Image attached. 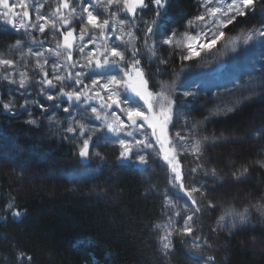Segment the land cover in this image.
I'll list each match as a JSON object with an SVG mask.
<instances>
[{"label":"snow or ice","instance_id":"obj_1","mask_svg":"<svg viewBox=\"0 0 264 264\" xmlns=\"http://www.w3.org/2000/svg\"><path fill=\"white\" fill-rule=\"evenodd\" d=\"M174 6V0H0V35L23 34L0 51V112L10 117L21 111L32 117V108L67 113L65 120L53 116L50 123L63 129L62 138L75 144L82 160L105 161L102 149L110 145L121 166L138 165L146 172L161 161L169 173V187L186 202L163 194V219L155 225L160 253L172 258L174 237H179L198 257L197 264H219L211 237L234 239L248 229L255 231L257 223H264V195L241 209L224 208L209 228V237L203 235V217L219 210L212 194L224 186L225 177L205 162L208 137L194 138L187 128L174 84L157 81L155 88L150 87L155 74L148 67L168 65L173 54L182 63L191 61L211 53L218 43H230L236 51L241 42L259 39L264 47V0H195V14L185 18L183 31L169 24L175 23ZM256 16L261 17L259 24L229 39L226 29ZM248 88L246 95L233 94L211 115L234 114L254 97L264 98V91H255L264 90V80ZM26 123L39 126L36 118ZM250 135L264 139V123ZM189 156L193 159L185 168L181 157ZM260 156L251 163L231 165V179L239 183L252 169L264 170V151ZM156 187L150 185L149 191ZM25 215L10 197L0 219L21 220ZM252 244L256 246L255 237ZM15 261L32 264L33 257L18 251Z\"/></svg>","mask_w":264,"mask_h":264},{"label":"trees","instance_id":"obj_2","mask_svg":"<svg viewBox=\"0 0 264 264\" xmlns=\"http://www.w3.org/2000/svg\"><path fill=\"white\" fill-rule=\"evenodd\" d=\"M174 5L171 15L175 18L174 25L181 29L185 18L189 17L190 3L189 0H174ZM252 20L249 18L246 23L238 22L230 31L235 26L250 24ZM169 24L173 22L170 20ZM14 36L0 35V51L14 40ZM245 56L243 60L241 55L237 57L245 64L243 73L254 74ZM175 63L169 62L166 66H174ZM153 68L155 66H149L148 70L156 72ZM256 76L257 82L264 80V75ZM248 90L239 89L245 94ZM237 93L235 90L229 94L228 100ZM253 102L258 105L264 102V98L258 95L245 104L251 105ZM204 105H195L194 112L203 110ZM254 112H246V117L215 122L211 131L237 133L234 135L235 142L242 145L233 148H236L235 151H245L246 143L251 140V131L243 129L248 122L258 118L253 115ZM22 122L20 116L10 117L0 112V151L4 156H10V159L12 154H16L7 142L13 144L14 139L24 140L21 150L24 159L17 163L16 170L9 169L10 160L0 157V212L10 197H15L16 205L26 210L21 220H14L11 216L6 221L0 219V264H16L18 251L32 255V264H197L198 257L187 251V245L179 237L175 238L176 253L172 258L166 259L160 253L154 228L162 219V203L147 193L145 182L135 170L117 164L107 170L103 177L93 176L95 185L109 191L102 200L85 190L71 192L63 186L56 188V182L53 184L47 178L46 168L51 166V169H56L62 162H71L74 158L71 143L64 139L44 140L42 130ZM262 123H257L256 128ZM230 158H234L232 154L217 151L213 153L212 162L223 167ZM39 161L40 164L37 163ZM262 179L252 181L245 187L222 189L217 196L227 204L225 200L264 195V177ZM224 185L227 186V181ZM213 221L215 223L209 213L203 217L200 226L204 236L209 237ZM252 237L256 238L257 243L264 241V226H255V231L248 229L241 232L234 239L224 238L223 235L219 239L211 237L219 264H264V251L251 247Z\"/></svg>","mask_w":264,"mask_h":264},{"label":"rangeland","instance_id":"obj_3","mask_svg":"<svg viewBox=\"0 0 264 264\" xmlns=\"http://www.w3.org/2000/svg\"><path fill=\"white\" fill-rule=\"evenodd\" d=\"M189 3L191 11L188 18H191V16L195 14V0H189ZM47 8L48 6L46 5L44 10L47 11ZM252 19L253 20L250 24L239 27L235 26V28L231 31L230 29L233 25L230 26L229 29H226L225 31L228 33L229 39L235 38L240 32L245 31L251 25L259 24L261 21V17L259 16H256ZM170 25L179 31L184 30L183 28L179 29V27L174 25V23ZM0 31L3 32L2 25H0ZM13 34L15 35L14 39L23 35L22 33ZM35 35L38 36L39 34L37 33ZM45 35H47V33H45ZM245 54V58L247 59L246 62L250 63L253 71L255 72L254 74L252 72H247L245 74L243 73V67L245 66V64L241 63L239 58L237 57L238 55H241V60H243ZM175 61L176 63L174 66H163L159 73L150 72L148 70L150 73L155 74L151 77L149 86L155 88L157 81L174 84L180 115L187 119V128L193 132L194 138L200 139L203 137H208V142L206 143V153L204 157L205 162L210 166L217 168L224 175L225 182L227 181L226 187L225 185L222 187L217 186L215 192L212 194V198L219 206V210L215 212L209 211V215H211L212 219L216 221V218L219 216L220 211H222L224 208L235 206L237 209H241L249 202L255 203L256 200L262 195L261 194L258 196H254L252 198L245 197L242 200L236 199L235 201L225 200L226 202H228L227 204L223 203L220 197L217 196L220 190L225 188L227 189L230 186L245 187L252 181L256 182L258 181V179H260L261 181L263 180L262 178L264 177V170H261L259 168L252 169L250 172V177L246 181H242L239 183L234 182L231 179L230 171L231 165L233 164L240 165L244 163H251L253 160L260 159V153L264 151V139L253 140L250 135L249 139L251 140L246 143L247 147L244 148L245 151H235L236 148L233 147H235L236 145H242L239 142H235L236 137H234V135H236L237 133H221L218 131L213 132L211 130L214 127L215 122H222L225 119L229 120L230 118L239 116L246 117V112L255 110L253 115L258 116V118L248 122V124L243 129V131L247 129L252 132L253 129L257 127V123L259 124V122H264V102H261L258 105L254 102L251 105L249 103L244 104V106H242L239 111L227 116L223 114L212 116L211 112L218 106L224 104V101H229L228 95L233 93L235 90H237L238 92L237 94H235L236 96L246 95L244 91H239V89H248L249 85L258 83L256 75H264V47H261L259 39L254 42H250L247 45L241 42L237 46L236 51H232V46L230 43L227 46H224L223 43H218L211 53H202L199 58L193 59L191 61H185L183 63L175 54H173L169 62ZM151 66H155V68H153L154 70H156V67H158L155 64H152ZM183 91H193L196 93V95L184 97L181 95ZM255 91L260 92L264 90L257 88ZM233 98L234 96L231 97L230 100ZM41 102L43 103L44 101L41 100ZM185 105L187 106L186 110L184 109ZM195 105H204L203 110H201L200 112H194V110L196 109ZM31 111L32 117H29L27 112L23 111H21L20 114L17 115L21 117L23 121L22 123L34 129L42 130V137L44 138V140L50 141L63 139V129L57 127L54 123H50V119L54 116L55 120L63 121L68 117L67 113H64L60 110H56L54 113L51 112V110L47 113H41L36 108H32ZM260 112L263 113H261L260 115ZM261 116L262 120L260 119ZM30 118H36L39 121V126H32L27 124L26 121ZM92 123L94 126L99 124L98 121H92ZM180 124H183V120L180 121ZM8 131L11 132V129H9ZM210 132L213 133L210 134ZM212 141H215V143H213ZM7 143L11 145L8 147L12 149L13 153L16 154H12V159H8L10 156L7 158L6 156H4L3 152L0 151L2 152L0 157H3L5 160H10L8 163V165H10L9 169L16 170L17 163L24 159V154L21 151L24 140L23 138L22 140L19 139V141L14 139L13 144L9 142ZM70 145L74 150L73 160L71 162L70 160H67V162H62L58 167H56V169H51V166L46 168L48 171V174L46 175L47 178L49 180H52L53 184L56 182V188L65 187L68 191L71 192H82L85 190L96 199H105L104 196H107L109 194V191L101 190L97 185H95V179L93 178V176H95L96 174L99 175L98 178L103 177L107 170L112 169L113 166L119 164L114 155L116 149L110 145L102 149V151L107 153V159L105 161H100L96 158H92L91 160H88L84 163L83 160L78 158V156L76 155L75 144L71 143ZM217 151L223 154H225L226 152L228 154H232V157L234 158L227 159V162L223 165V167H221L219 166V164L212 162L213 153ZM192 159L193 158L191 156L187 158L181 157L185 168L189 166L188 162ZM37 163L40 164V161ZM44 166L45 165L43 164V167ZM3 167L4 166H2L1 168L3 169ZM132 167L133 166H129L128 168ZM136 173L145 182L147 193L151 197L160 200L161 203L163 200V194L166 192L174 199H176L179 203L182 204L186 202V198L183 197L181 193L169 187L167 182V176L169 175V173L167 172L165 165L161 161H156L146 172L138 170L136 171ZM58 183L61 184L58 186ZM150 185H156V190L149 191ZM160 222H158L157 224H159ZM214 224L215 223L213 221V225ZM256 226L263 227L264 223H257ZM154 231L156 233L155 228ZM175 238L176 237H174V241ZM251 247L256 248V250H260L262 252L264 251V242H256V246L252 245Z\"/></svg>","mask_w":264,"mask_h":264},{"label":"water","instance_id":"obj_4","mask_svg":"<svg viewBox=\"0 0 264 264\" xmlns=\"http://www.w3.org/2000/svg\"><path fill=\"white\" fill-rule=\"evenodd\" d=\"M138 167H140V168H141L142 166H138Z\"/></svg>","mask_w":264,"mask_h":264}]
</instances>
